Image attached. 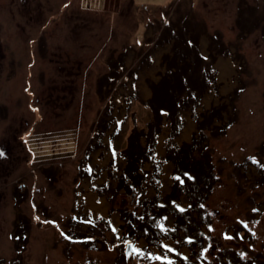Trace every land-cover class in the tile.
<instances>
[{"label":"rangeland","instance_id":"obj_1","mask_svg":"<svg viewBox=\"0 0 264 264\" xmlns=\"http://www.w3.org/2000/svg\"><path fill=\"white\" fill-rule=\"evenodd\" d=\"M169 261L264 264V0H0V264Z\"/></svg>","mask_w":264,"mask_h":264},{"label":"trees","instance_id":"obj_2","mask_svg":"<svg viewBox=\"0 0 264 264\" xmlns=\"http://www.w3.org/2000/svg\"><path fill=\"white\" fill-rule=\"evenodd\" d=\"M187 70H189V72L187 71ZM183 73H185V74H181V75H179V77H178V79H177V85H176V87H173V85L171 86V85H167V88L165 89V94H164V97L166 98V100H163V102L162 101H160V102H158L157 101V95L159 94V91H161L160 89H159V85L157 86V85H154L153 87H152V90H153V94H154V96L148 101V105H149V107L152 109V111H154V116H155V119H159L160 118V115H159V113H160V111H166L167 112V114L170 116H173L174 117V113L176 112L175 110V103H179V101H180V94L181 93H186L188 96H191L192 94H191V91L193 90L194 92H196V96H198V91H199V88H194V87H192V86H190L191 88H189L188 90L187 89H185V87H184V79H182V76H184V75H188L187 77L188 78H192V79H194L193 77H192V75H191V71H190V69L189 68H186L185 67V72L183 71ZM174 75V74H173ZM176 76V75H175ZM194 83V82H193ZM195 85V84H194ZM161 86V85H160ZM161 88V87H160ZM193 88V89H192ZM194 95H195V93H194ZM193 95V97H195ZM170 116V117H171ZM172 117V118H173ZM144 135H145V137H146V139H147V133L145 132L144 133ZM131 139V138H130ZM134 143L130 140L129 141V145H128V153L130 154V156H129V158H130V162H131V164H130V166L131 165H133V160H134V162H135V159L136 158H134V155H138V151H135V149L137 148H135V145H133ZM135 148V149H134ZM134 149V150H133ZM130 167L128 168V171H130ZM17 235H19V232H17Z\"/></svg>","mask_w":264,"mask_h":264},{"label":"bare ground","instance_id":"obj_3","mask_svg":"<svg viewBox=\"0 0 264 264\" xmlns=\"http://www.w3.org/2000/svg\"><path fill=\"white\" fill-rule=\"evenodd\" d=\"M88 199H89V204L91 205V207H93V206H94V201H93V199H92L91 197H89ZM97 208H98V209H101V208H103V205L100 204Z\"/></svg>","mask_w":264,"mask_h":264},{"label":"snow or ice","instance_id":"obj_4","mask_svg":"<svg viewBox=\"0 0 264 264\" xmlns=\"http://www.w3.org/2000/svg\"><path fill=\"white\" fill-rule=\"evenodd\" d=\"M165 247H168V246L165 245ZM172 250L174 251V249H172ZM134 251L137 252V253H141L142 252V250L140 248H134ZM156 258H159V257H156ZM169 264H171V261H169Z\"/></svg>","mask_w":264,"mask_h":264},{"label":"water","instance_id":"obj_5","mask_svg":"<svg viewBox=\"0 0 264 264\" xmlns=\"http://www.w3.org/2000/svg\"><path fill=\"white\" fill-rule=\"evenodd\" d=\"M129 248H130V244L127 245V250H126V252L129 251Z\"/></svg>","mask_w":264,"mask_h":264},{"label":"flooded vegetation","instance_id":"obj_6","mask_svg":"<svg viewBox=\"0 0 264 264\" xmlns=\"http://www.w3.org/2000/svg\"><path fill=\"white\" fill-rule=\"evenodd\" d=\"M26 3V2H25Z\"/></svg>","mask_w":264,"mask_h":264}]
</instances>
